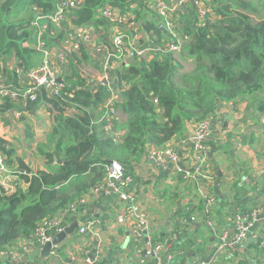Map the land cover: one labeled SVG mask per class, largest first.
<instances>
[{
  "label": "trees",
  "instance_id": "16d2710c",
  "mask_svg": "<svg viewBox=\"0 0 264 264\" xmlns=\"http://www.w3.org/2000/svg\"><path fill=\"white\" fill-rule=\"evenodd\" d=\"M64 1L0 0V54L25 59L35 53L34 46L23 45L38 31L22 12L35 7L39 10L36 17L49 15ZM71 1L76 6L64 12L58 25L63 30L91 25L107 29L109 18L99 17L98 12L110 8L125 20L114 22L121 26L117 31L126 35L137 31L138 49L163 48L173 41L160 28L162 20L152 4L147 5L152 0ZM194 7L186 2L168 15L177 24L178 35L186 37L179 52L147 55V61L134 56L123 65L110 59V68L101 74L108 77L109 86L89 85L82 71L89 67L99 71L110 48L104 47V53L93 58L82 44L67 56L66 71L58 70L63 85L58 95L39 89L34 99L24 97L28 87H19L15 72L7 78L16 79L0 80V87L17 94L15 99L1 98L0 113L22 103L26 111L43 107L53 122L36 147L41 168L32 170L14 151L0 145L3 163L11 169L13 158L15 172L26 184V189L16 188L12 193L0 187V252L13 250L19 241L31 238L42 221L62 216L102 186L112 163L130 169L147 146L165 150L186 125L210 119L222 105L256 100L264 94V0H204L203 7L210 12L202 18L200 8ZM42 23L53 28L44 19ZM115 95L117 100L112 98Z\"/></svg>",
  "mask_w": 264,
  "mask_h": 264
},
{
  "label": "crops",
  "instance_id": "0c3cea01",
  "mask_svg": "<svg viewBox=\"0 0 264 264\" xmlns=\"http://www.w3.org/2000/svg\"><path fill=\"white\" fill-rule=\"evenodd\" d=\"M149 2L147 5L152 4L153 0ZM184 5L185 3L181 6ZM38 12L35 7H27L21 16L29 17L30 22H33L36 21ZM98 16L103 17L102 10L98 12ZM119 16L115 11L114 17ZM154 19L157 23L155 16ZM108 22L111 25L107 29L92 25L85 28V31L94 36V41L99 46L97 49H102L101 54L104 47L110 48V54L116 51L112 37L121 26ZM42 25L46 26L42 39L54 51L67 49L72 44L71 40L64 42V37L74 29L63 30L52 26L49 30L46 23ZM123 28L127 33L128 27ZM36 36L37 33L30 43H24L23 46L32 48ZM87 48L91 57H99L97 49L91 44ZM178 54L174 56L179 60ZM40 60L41 55L34 52L25 59L13 54H0V80L6 82L7 79H16L7 78V75L14 74L19 65L31 69ZM52 63L58 69L61 67L60 71H66V65H59L56 57H53ZM113 66L115 68L116 64ZM103 71L101 65L99 71L89 67L83 68L82 72L88 80L99 83ZM16 76L20 88L28 87L26 78ZM263 102L264 94L256 100L238 101L235 105H222L218 108L215 116L211 117L209 134L204 141L207 147L206 161L203 174L198 179L185 180V173L173 175L176 168H186L187 171L195 164L192 158L194 125H186L181 136L167 143L176 152V162L168 160L165 166H161L156 160H148V154L157 148L147 146L141 158L130 169L125 170L131 181L121 190L134 194L147 213L151 244L156 242L170 250L172 261L163 258L165 264H191L197 259H205L209 264H264V248L256 249V245L263 241L264 233L255 239L256 244H249L242 252L238 249L231 255L225 251L220 254L217 262L218 255L214 256L219 241L217 235L222 229L232 234L233 214L264 210ZM13 111L21 113L19 119L12 116V111L9 114L3 112L13 117H7L8 123L5 116L0 117L1 146L8 147L14 143L17 132H22V140H27L32 135H39L40 142L44 140L53 122L43 107L26 111L21 103ZM163 159L166 161V158ZM13 185L21 190L26 189V184L17 173L10 178L5 189L7 193L15 191V187L11 190ZM201 192L214 198L209 214H205ZM83 201L77 207L76 214L68 215L65 220L64 229L73 226L66 236L68 242L60 241L51 248L52 254L49 252L48 256L41 257L38 256V247L30 245L28 240H22L13 246L14 256L0 253V264H153L148 255L151 245L149 246L147 239H138L132 235V219L127 211V203L99 190L88 192ZM89 223H93V228L80 234L79 228H85ZM208 224H212V228Z\"/></svg>",
  "mask_w": 264,
  "mask_h": 264
},
{
  "label": "built area",
  "instance_id": "2783aa9c",
  "mask_svg": "<svg viewBox=\"0 0 264 264\" xmlns=\"http://www.w3.org/2000/svg\"><path fill=\"white\" fill-rule=\"evenodd\" d=\"M79 2V0H78ZM192 2L193 5L199 9L200 17H204L206 12H210V10L203 7L204 0H177L176 3H167L162 0H153L152 8L157 12L159 17L162 20L160 28L165 30L170 38L173 40L170 44H167L165 47H149L148 49H138L136 46V40L138 39L137 31L133 29V32L130 35H126L119 31H116L112 37V44L116 49L115 53L108 54L104 61V71L110 68L109 61L110 59H114L115 61L126 63L137 56L138 58H145L147 61V55L154 57L156 53H177L180 50L182 39H186V37H181L177 33V24L168 20L169 13H173L180 5ZM76 3L71 0H65L61 2L59 6L55 9L52 14L38 16L36 17V21L32 22V26L37 28V36L34 42L35 53L41 55V60L39 63L32 67L31 69H27L19 65L15 68L14 72L19 77L26 78L28 89L23 92V96L26 98L34 99L35 93L39 89H44L48 94L58 95L61 93L63 88L62 83L58 82L59 78L58 67L54 66L52 63L53 57H56L59 65H62L66 62L67 56L78 49L80 44L84 45L87 48L88 44H91L94 49H97L99 46L96 45L94 41V36L89 34V32L85 31V28L74 29L70 34L72 44L67 49H63L61 51H54L53 48L48 47L45 41L42 39L43 31L46 26L40 24V20L44 19L47 22L52 23L53 26H58L64 17V12L66 10H71L75 8ZM103 15L109 18L110 21L123 23L125 20L114 17V12L112 13L110 8L102 9ZM111 16L115 18V21L111 19ZM119 19L120 21H117ZM73 29V28H72ZM88 49V48H87ZM102 49H97L98 54H101ZM104 52V50H103ZM102 52V53H103ZM106 81V86L109 85L108 77L103 75L100 82ZM17 94L10 91L5 87H0V103L1 98L8 97L10 99H15ZM113 100H116V96H112ZM113 113V111H109V114ZM9 114V112H8ZM12 116L15 119H19L21 113L18 111H12ZM108 114L105 115L107 117ZM210 119L201 122V124L196 128L193 132L194 139V147L192 150V158L195 160V164L190 167L189 170L186 171V168H176L175 173H185V180L188 179H198L202 176L203 168L205 165V157L207 147L204 143L208 134L210 127ZM175 150L171 147L165 148V150L161 151H153L150 152L147 156V159L150 161L156 160L161 166H165L167 161L176 162L177 155L174 152ZM164 155V157H163ZM166 158V161L163 159ZM14 170L9 169L4 163L3 159L0 158V187L6 189L8 183L10 182V178L14 175ZM131 178L127 176L125 170L118 164L112 163L109 168L108 180L104 182V184L94 191H101L104 194H112L116 196L121 202L127 203L129 206L127 211L132 219V235L138 239H147L150 247V252L148 255L153 260V264H165L163 258L167 259V261H172V256L169 253V249L164 245L151 244L150 239V228L148 226L149 220L147 213L142 209L139 203L136 200V197L132 193L124 192L121 189L127 187L130 183ZM16 186H12V188ZM201 195L204 200V211L205 214L210 213L211 206L214 203V198L210 196L208 193L201 192ZM83 198L78 200L75 204L71 205L67 211L64 212L62 216L47 218L42 221L37 227L34 235L31 238L26 239L32 246H43L46 243L51 242L53 236L62 232L65 227V220L68 215H75L77 211V207L82 204ZM212 228V224H208ZM93 228V223L87 224V226L80 227L79 233L86 232V230H91ZM264 231V210L255 209L250 213H236L233 214L232 220V234H229L227 230L222 229V231L217 235L218 236V244L216 246L214 256L218 255L216 262L221 253L227 251L229 254H234L237 252L239 248L243 246V244L249 239H256L258 236H262ZM264 243V238L262 239ZM52 249L50 250V253ZM1 255H10L14 256L13 250H8L5 252H0ZM191 264H209L205 259H197Z\"/></svg>",
  "mask_w": 264,
  "mask_h": 264
},
{
  "label": "rangeland",
  "instance_id": "374dc122",
  "mask_svg": "<svg viewBox=\"0 0 264 264\" xmlns=\"http://www.w3.org/2000/svg\"><path fill=\"white\" fill-rule=\"evenodd\" d=\"M111 19H113V21H115V18L113 16H111ZM117 21H120V20L117 19ZM70 40H71V36L69 34L64 37V42H69ZM186 66H187V64L184 65V67H186ZM3 116L6 117V122L7 123L9 122V121H7V120H9V118H7V117L13 118L12 116H8L7 113H4L3 114V112H1L0 113V117H3ZM204 121H206V120H204ZM2 123L4 124L5 122L2 121ZM200 124H201V122L195 123L194 126L197 128ZM12 127H13V125H12ZM193 131H195V130H193ZM16 136H17V139L14 141V143L12 142L11 145H8L7 148L8 149H10V148L13 149L14 150V155L16 157L21 158L23 160V162L25 164H27V166H29L32 170H35L37 168L43 167L42 159L39 156V154L37 152V148H36L37 147V144L40 143V139H38V136L39 135H36V136L35 135L34 136L32 135V136L28 137L27 140H22V132H17ZM194 144H195V142H194ZM6 160H7V158H6ZM11 160H13V164H11L10 168L13 169V170H15V171H17L16 170L17 163L14 162V159L13 158H11ZM177 174L178 173H175V170H174L173 175H177ZM11 190H13V188H11ZM257 248H260V249H263L264 248L263 241H261L258 245H256V249ZM220 257L221 256H219V259H220Z\"/></svg>",
  "mask_w": 264,
  "mask_h": 264
},
{
  "label": "water",
  "instance_id": "95a60500",
  "mask_svg": "<svg viewBox=\"0 0 264 264\" xmlns=\"http://www.w3.org/2000/svg\"><path fill=\"white\" fill-rule=\"evenodd\" d=\"M191 5L193 6V3H192V2H191ZM193 7H194V6H193ZM73 29H75V28H73ZM73 31H75V30H73ZM57 81L60 82V83H62V79H61V77H59V78L57 79ZM93 83H94V80L90 79V80H89V85H91V84H93ZM103 83L106 85V81H103ZM111 88H114V85H111ZM72 229H73V226H71V227H69V228H65L62 232L56 234V235L53 237V239L51 240V242L46 243V244H44L43 246H39V247L37 248V250L40 249V250L38 251V256H41V257H46V256H48V254H49L51 248H52L53 246L57 245V243H59V242L62 241V240L65 241V242H68L67 239H66V236L68 235V233H70V232L72 231ZM255 242H256L255 239H250V238H249V239L246 241V243L243 245V247H242V248H239V251L242 252L243 249L246 248V247H248L249 244H253V243H255ZM36 255H37V253L34 254V256H36Z\"/></svg>",
  "mask_w": 264,
  "mask_h": 264
},
{
  "label": "clouds",
  "instance_id": "9594fccd",
  "mask_svg": "<svg viewBox=\"0 0 264 264\" xmlns=\"http://www.w3.org/2000/svg\"><path fill=\"white\" fill-rule=\"evenodd\" d=\"M190 3H191V2H190ZM193 6H194V5H193ZM128 62H129V61H128ZM128 62H126V63H128ZM121 64L123 65V64H125V63H121ZM101 83H102V82H101ZM103 85H105V84L103 83ZM109 85H110V83H109ZM109 85H108V86H109ZM115 96H116V95H115ZM116 97H117V96H116ZM116 100H117V99H116ZM14 173L16 174L17 172H15V170H14ZM170 253H171V252H170Z\"/></svg>",
  "mask_w": 264,
  "mask_h": 264
}]
</instances>
